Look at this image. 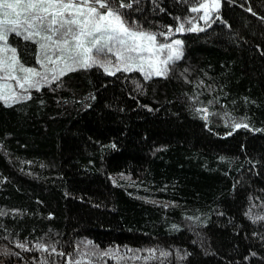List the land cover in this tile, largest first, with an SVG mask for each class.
Returning <instances> with one entry per match:
<instances>
[{
	"label": "trees",
	"instance_id": "obj_1",
	"mask_svg": "<svg viewBox=\"0 0 264 264\" xmlns=\"http://www.w3.org/2000/svg\"><path fill=\"white\" fill-rule=\"evenodd\" d=\"M198 2L125 10L160 40L184 41L167 77L96 66L0 101V264H64L38 240L74 257L113 249L81 264H264V0H222L207 22L189 10ZM189 16L198 30L159 34L177 17L193 27ZM10 41L38 66L34 44Z\"/></svg>",
	"mask_w": 264,
	"mask_h": 264
},
{
	"label": "snow or ice",
	"instance_id": "obj_2",
	"mask_svg": "<svg viewBox=\"0 0 264 264\" xmlns=\"http://www.w3.org/2000/svg\"><path fill=\"white\" fill-rule=\"evenodd\" d=\"M221 5L222 0H200L192 4L189 10L199 12L202 9L200 19L207 22L211 19L212 11L218 10ZM132 7L133 0H0V101L11 107L31 98L30 89L40 90L44 85L61 87V78L67 73L96 66L111 75L121 70L132 72L138 69L143 73L145 80L151 79L152 76L167 77L175 62L183 57L184 41L179 38L168 42L158 41L156 31L143 29L138 21L127 17L125 10ZM247 11L259 15L251 5ZM216 15H219L218 11ZM177 20L181 22L175 26L167 25L168 30L159 34L168 37L173 31L180 33L201 27L191 16L187 17L188 21H192L191 28H186V21L180 17H177ZM260 20L264 21V16H260ZM13 34L18 40L35 45L34 54L38 67L28 66L22 61L18 46L10 42V36ZM13 80L15 84L12 83ZM40 102L43 103L42 100ZM211 103L209 100L208 104ZM196 110L201 112L205 120L208 119L207 107H197ZM231 124L233 129L249 127L248 124L242 125L235 121ZM252 130L261 131L256 128ZM248 215H252L251 211ZM252 218L258 220L261 217ZM261 240L264 241V236H261ZM17 245L21 249L29 247L27 243L20 241H17ZM35 248L67 257L64 264H81V258L89 260L91 256L112 254L111 249L100 250L97 245L91 251L74 257L72 253L58 249L56 241L38 240L35 242ZM148 251L154 252L155 249ZM11 253L12 250L7 248L2 252L5 256ZM14 254L18 257L21 255L20 252ZM167 254L161 252V255ZM251 255L255 256L257 253L253 252ZM38 264L56 262L41 256Z\"/></svg>",
	"mask_w": 264,
	"mask_h": 264
},
{
	"label": "rangeland",
	"instance_id": "obj_3",
	"mask_svg": "<svg viewBox=\"0 0 264 264\" xmlns=\"http://www.w3.org/2000/svg\"><path fill=\"white\" fill-rule=\"evenodd\" d=\"M200 11H201L202 14H203V10L201 9ZM215 11H217V10H213V11H212L211 16L214 14ZM11 36H12V35H11ZM11 36H10V38H11ZM157 40L160 41V42H168V41H170V40H168L167 38H166V41L160 40L159 37H157ZM10 42H11V41H10ZM37 67H38V66H37ZM22 74H23V73H21V75H22ZM12 83L15 84V81L13 80ZM16 87L18 88L19 86L16 85Z\"/></svg>",
	"mask_w": 264,
	"mask_h": 264
},
{
	"label": "bare ground",
	"instance_id": "obj_4",
	"mask_svg": "<svg viewBox=\"0 0 264 264\" xmlns=\"http://www.w3.org/2000/svg\"><path fill=\"white\" fill-rule=\"evenodd\" d=\"M202 22V21H201ZM26 65H28V64H26ZM31 90V89H30ZM28 101V100H27ZM90 244V243H89ZM88 247V246H87ZM95 247V246H94ZM90 249V248H89ZM113 250V249H112ZM90 251V250H89Z\"/></svg>",
	"mask_w": 264,
	"mask_h": 264
},
{
	"label": "water",
	"instance_id": "obj_5",
	"mask_svg": "<svg viewBox=\"0 0 264 264\" xmlns=\"http://www.w3.org/2000/svg\"><path fill=\"white\" fill-rule=\"evenodd\" d=\"M209 28V27H208Z\"/></svg>",
	"mask_w": 264,
	"mask_h": 264
}]
</instances>
